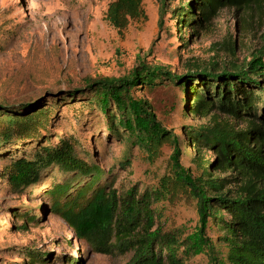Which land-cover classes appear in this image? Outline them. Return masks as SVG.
I'll list each match as a JSON object with an SVG mask.
<instances>
[{
  "label": "trees",
  "instance_id": "obj_1",
  "mask_svg": "<svg viewBox=\"0 0 264 264\" xmlns=\"http://www.w3.org/2000/svg\"><path fill=\"white\" fill-rule=\"evenodd\" d=\"M156 1L161 25L167 2ZM263 1L187 0L173 16L179 21L178 27L197 33L224 8L240 11L256 5L262 9ZM141 3L112 0L105 18L122 34L129 22L142 14ZM230 52L235 55V43ZM259 52L229 67L194 64L180 73L142 62L122 78L88 83V103L105 114L111 136L127 142L124 159L129 158L133 145L151 161L163 144L171 145L170 169L156 187L145 183L140 189L135 184L120 190L108 187L106 180L115 175L114 167L107 176L93 154L76 149L83 147L78 143L75 146L71 136H61L52 143L53 107L50 103L41 105L39 99L24 103L15 115L12 112L16 106L0 112V148L3 144L22 147L21 153L14 151L6 156L10 149H0V158L10 160L2 168L0 179L13 193H33L37 189L36 195L52 201L51 211L100 252L133 248L125 264H184V254L191 256L201 249L208 252L209 264H264V51ZM167 82L182 92L186 116L207 120L206 124L182 128V140L194 150L189 166L180 160L181 136L165 130L152 105L133 93L137 88H154ZM205 151L211 152L209 161L204 159ZM119 166L131 172L128 160ZM53 170L58 175H52ZM83 180L80 187H73ZM177 190L194 198L200 226L210 223L216 227L215 245L203 236L201 227L198 235L187 241L157 212L155 204ZM15 214L21 231L35 221L26 208ZM126 231L127 235L116 243L110 242L112 236ZM179 250L182 255H177ZM23 252L32 264L44 255L30 247Z\"/></svg>",
  "mask_w": 264,
  "mask_h": 264
},
{
  "label": "rangeland",
  "instance_id": "obj_2",
  "mask_svg": "<svg viewBox=\"0 0 264 264\" xmlns=\"http://www.w3.org/2000/svg\"><path fill=\"white\" fill-rule=\"evenodd\" d=\"M110 1L0 0V112L16 106L12 112L15 115L20 106L32 99H39L41 105L50 103L54 111V127L49 133L52 143L61 136H71L75 146L78 143L83 147L76 149H87L93 154L107 176L114 167L115 175L106 180L108 187L113 185L120 190L135 184L140 189L143 183L156 187L159 178L170 169L171 145L163 144L152 161L133 145L129 158L124 159L127 142L112 137L105 114L88 103V83L93 79L122 78L142 62L180 73L194 64L217 68L247 61L252 52L264 51V1L262 9L256 5L240 11L224 8L206 28L195 33L188 27H178L179 21L173 16L187 0H166L161 25L158 2L142 0V14L131 20L122 34L105 18ZM233 43L235 55L230 52ZM167 83L137 88L133 93L135 98L152 105L165 130L181 136L180 160L189 166L194 150L182 140V128L206 124L207 120L186 116L182 92ZM1 148L10 149L5 156L14 151L21 153L22 149L4 144ZM210 156L211 152L205 151V161ZM126 160L131 172L119 166ZM9 161L0 158V172ZM51 174L58 175L56 170ZM83 183L84 180L73 187ZM49 184L50 181L41 188ZM37 191L13 193L0 179V264H32L23 252L25 247L44 253L37 264H125L130 260L133 248L102 253L74 234L51 211L52 201L36 195ZM155 206L166 225L178 228L187 241L198 235L201 227L203 236L216 244V227L210 223L200 226L195 200L188 192H169ZM25 208L35 221L21 231L15 213H22ZM126 235L127 231L114 235L110 242L116 243ZM154 249L156 252V246ZM177 255H182V251ZM182 259L184 264H209V254L202 249L191 256L184 254Z\"/></svg>",
  "mask_w": 264,
  "mask_h": 264
}]
</instances>
